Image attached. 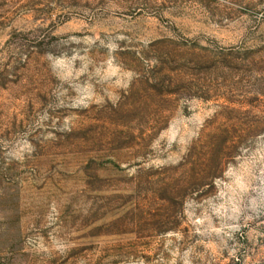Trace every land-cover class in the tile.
<instances>
[{"label":"rangeland","instance_id":"374dc122","mask_svg":"<svg viewBox=\"0 0 264 264\" xmlns=\"http://www.w3.org/2000/svg\"><path fill=\"white\" fill-rule=\"evenodd\" d=\"M0 264H264V0H0Z\"/></svg>","mask_w":264,"mask_h":264}]
</instances>
